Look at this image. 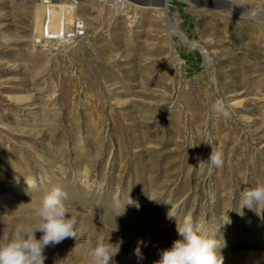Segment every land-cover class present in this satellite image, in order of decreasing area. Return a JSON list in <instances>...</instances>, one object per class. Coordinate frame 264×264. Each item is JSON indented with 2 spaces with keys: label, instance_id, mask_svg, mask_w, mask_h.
<instances>
[{
  "label": "rangeland",
  "instance_id": "obj_1",
  "mask_svg": "<svg viewBox=\"0 0 264 264\" xmlns=\"http://www.w3.org/2000/svg\"><path fill=\"white\" fill-rule=\"evenodd\" d=\"M74 1L85 36L67 44L38 42L40 0H0V237L60 187L77 235L45 264L107 243L110 264H154L189 216L224 264H264V211L240 210L264 186V0H163L162 18L140 8L160 0L127 17ZM216 149L222 167L201 163Z\"/></svg>",
  "mask_w": 264,
  "mask_h": 264
},
{
  "label": "clouds",
  "instance_id": "obj_2",
  "mask_svg": "<svg viewBox=\"0 0 264 264\" xmlns=\"http://www.w3.org/2000/svg\"><path fill=\"white\" fill-rule=\"evenodd\" d=\"M233 9L222 5L217 10L231 17ZM223 114L228 115L226 111ZM223 162L222 150L216 149L211 151L206 162L201 163H210L212 168H220ZM66 199L67 193L60 187L53 188L35 209V215L39 218L36 224H18L10 235L0 237V264H45L46 247H54L66 238H76L77 217L69 214L63 202ZM132 203L128 199V204ZM256 207L264 211V186L244 189L241 193L240 210H253ZM229 211H232L231 206L224 213L225 223L230 222L226 215ZM37 232L42 233L39 239L35 235ZM177 233L182 239L173 241L170 248L162 250L160 259L154 264H224V257L220 252L221 241L214 238L216 230L211 231L203 224L197 228L189 216L177 227ZM138 244L146 246L144 241H139ZM112 248L109 243L94 247L88 253L86 264H110L117 251L116 249L113 253ZM135 255L138 259L144 258L139 247L135 249Z\"/></svg>",
  "mask_w": 264,
  "mask_h": 264
},
{
  "label": "built area",
  "instance_id": "obj_3",
  "mask_svg": "<svg viewBox=\"0 0 264 264\" xmlns=\"http://www.w3.org/2000/svg\"><path fill=\"white\" fill-rule=\"evenodd\" d=\"M60 0H40L41 4L46 8L48 6L55 5ZM74 2L73 0H70ZM100 4L112 11L113 13L122 17H127L128 14L134 12V8L131 3L127 0H99ZM59 28L52 30V20L50 15L45 12L43 21V37L41 38L44 42H62L67 44L75 43L85 36V23L83 20L70 21L66 17L62 18Z\"/></svg>",
  "mask_w": 264,
  "mask_h": 264
},
{
  "label": "bare ground",
  "instance_id": "obj_4",
  "mask_svg": "<svg viewBox=\"0 0 264 264\" xmlns=\"http://www.w3.org/2000/svg\"><path fill=\"white\" fill-rule=\"evenodd\" d=\"M69 1L70 0H66V1L64 0L61 2L59 1L57 4L52 5V6H48L47 8L42 4L37 5L39 7V10H38V12H35V13L38 15V16H36L38 21L36 19L35 24H36V27L39 29L38 42L40 41V37L41 38L43 37V21H44L46 11H47V14L50 15V18L52 20V30L59 28L58 25L60 24L61 20H63L62 18H64V17H66V19L68 20V24L70 23V21L78 20L77 16L75 15V11H76L75 1L74 0H73L74 2H71V1L69 2ZM185 1L188 2L191 6H193L189 1H187V0H185ZM163 4H164V1H163ZM144 5H148V6H140V8L152 9L161 18H162L163 12L166 10V7H164V6L161 7L162 5H158V4L147 3ZM154 5H156V6H154ZM199 9L216 11L215 8L213 9V8L201 7ZM252 15L253 14L251 13L250 16H252ZM12 193H15V190ZM14 195L16 196V194H14Z\"/></svg>",
  "mask_w": 264,
  "mask_h": 264
},
{
  "label": "water",
  "instance_id": "obj_5",
  "mask_svg": "<svg viewBox=\"0 0 264 264\" xmlns=\"http://www.w3.org/2000/svg\"><path fill=\"white\" fill-rule=\"evenodd\" d=\"M187 1H189L196 9H199L201 7L213 8V9L215 8L210 4V2H206V1L197 2V0H187ZM147 3L149 2H145V4ZM153 4L163 5V0H160L158 3H153Z\"/></svg>",
  "mask_w": 264,
  "mask_h": 264
}]
</instances>
